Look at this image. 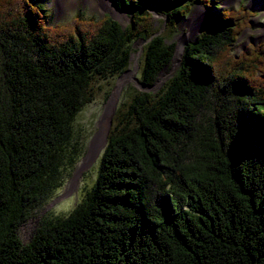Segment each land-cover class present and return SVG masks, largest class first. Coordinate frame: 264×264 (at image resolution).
<instances>
[{
  "label": "trees",
  "instance_id": "16d2710c",
  "mask_svg": "<svg viewBox=\"0 0 264 264\" xmlns=\"http://www.w3.org/2000/svg\"><path fill=\"white\" fill-rule=\"evenodd\" d=\"M126 12L51 24L39 0H0V264H264V41L217 0H112ZM204 28L158 91L116 107L97 177L66 217L19 227L79 153L73 119L145 44L140 81L171 61L193 5ZM152 11L164 18L154 27Z\"/></svg>",
  "mask_w": 264,
  "mask_h": 264
},
{
  "label": "rangeland",
  "instance_id": "374dc122",
  "mask_svg": "<svg viewBox=\"0 0 264 264\" xmlns=\"http://www.w3.org/2000/svg\"><path fill=\"white\" fill-rule=\"evenodd\" d=\"M39 1L44 6L47 19L51 24L65 22L77 13L85 15V17H102L108 14L123 26L128 21V16L123 10L117 9L122 13L117 16L109 8L103 10L98 8L100 3L97 4V2L99 0H62L59 3L58 0ZM217 1L221 7L237 9L243 6L251 13L247 27L237 37L238 45L235 51H239L244 45L264 41V8L255 5L257 0ZM111 4L115 7L112 0ZM103 5L105 4L103 3ZM152 14L153 26L161 28L159 31H162L165 17L155 11H152ZM205 21L206 9L203 4L193 5L189 13L178 20L177 31L173 33L170 39L175 43L173 57H175L176 48L180 42L182 41V48H184V45L204 28ZM144 44L142 39H137L131 43L132 53L127 68L132 71V76L126 78L119 87H117L118 82L125 72L115 78L101 80L98 85L102 86V90L97 92L94 99L81 107L76 114L72 123L74 130L72 144L79 146V153L71 166L64 167L61 185L52 192L44 204L33 209L29 219L19 227L18 235L22 242L25 243L29 240L39 219L55 220L59 217H66L83 200L85 192L90 189L95 177H97L98 163H100L101 152L104 148V139L96 145L97 136L105 129L104 136L108 133L116 107L129 100L135 92L158 91L164 81L176 71L179 62L174 64L173 59H171L166 68L156 77L151 87L143 86L139 76ZM182 48L179 58L182 54Z\"/></svg>",
  "mask_w": 264,
  "mask_h": 264
},
{
  "label": "bare ground",
  "instance_id": "6f19581e",
  "mask_svg": "<svg viewBox=\"0 0 264 264\" xmlns=\"http://www.w3.org/2000/svg\"><path fill=\"white\" fill-rule=\"evenodd\" d=\"M62 1V0H58V3ZM100 3L99 7L100 9H111L115 15L119 16L121 15L122 13L120 11H117V9L111 4V0H99V2H97V4ZM103 3L105 5H103ZM255 5H258V7H262L264 8V0H257L255 1ZM181 48H182V41L180 42L178 48H176V53H175V57H173V61H174V64L178 63V60H179V56H180V53H181ZM132 76V71L131 70H128V71H125V74L120 78L119 82H118V86L120 84H122V82L128 78ZM104 131V132H103ZM104 133H106V129L105 130H102V132H100L97 136V140H96V145H98V143H100V141L104 139ZM96 145H94V147L96 148ZM94 150V149H93ZM90 155V154H89Z\"/></svg>",
  "mask_w": 264,
  "mask_h": 264
},
{
  "label": "water",
  "instance_id": "95a60500",
  "mask_svg": "<svg viewBox=\"0 0 264 264\" xmlns=\"http://www.w3.org/2000/svg\"><path fill=\"white\" fill-rule=\"evenodd\" d=\"M116 7V9H118V10H121L120 8H118L117 6H115ZM113 18V17H112ZM114 19V18H113ZM206 20H207V18H206ZM116 21V20H115ZM118 22V21H117ZM205 24V23H204ZM138 40H141V39H138ZM130 58H131V56H130ZM172 59H173V57H172ZM180 59H181V57L179 58V61L178 62H180ZM166 68V66L163 68V69H165ZM125 71H128V68H126L125 69ZM124 71V72H125ZM143 86H147V87H151V85H145V84H143L142 82H140ZM109 122H110V120H109ZM104 147H105V145H106V135L104 136Z\"/></svg>",
  "mask_w": 264,
  "mask_h": 264
}]
</instances>
